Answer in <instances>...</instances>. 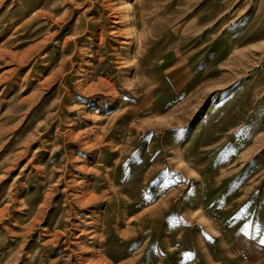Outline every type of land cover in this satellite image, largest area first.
Instances as JSON below:
<instances>
[{
    "label": "rangeland",
    "instance_id": "374dc122",
    "mask_svg": "<svg viewBox=\"0 0 264 264\" xmlns=\"http://www.w3.org/2000/svg\"><path fill=\"white\" fill-rule=\"evenodd\" d=\"M264 0H0V264H264Z\"/></svg>",
    "mask_w": 264,
    "mask_h": 264
},
{
    "label": "snow or ice",
    "instance_id": "6c2138e0",
    "mask_svg": "<svg viewBox=\"0 0 264 264\" xmlns=\"http://www.w3.org/2000/svg\"><path fill=\"white\" fill-rule=\"evenodd\" d=\"M261 243H264V241H261Z\"/></svg>",
    "mask_w": 264,
    "mask_h": 264
}]
</instances>
